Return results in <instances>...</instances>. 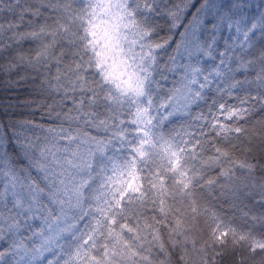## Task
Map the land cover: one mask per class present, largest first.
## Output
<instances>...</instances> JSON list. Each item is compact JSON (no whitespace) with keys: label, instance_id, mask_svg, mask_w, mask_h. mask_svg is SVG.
Masks as SVG:
<instances>
[{"label":"snow or ice","instance_id":"6c2138e0","mask_svg":"<svg viewBox=\"0 0 264 264\" xmlns=\"http://www.w3.org/2000/svg\"><path fill=\"white\" fill-rule=\"evenodd\" d=\"M0 264H264V0H0Z\"/></svg>","mask_w":264,"mask_h":264}]
</instances>
